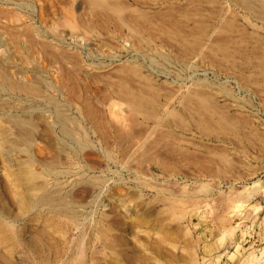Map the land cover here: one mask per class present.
<instances>
[{
  "label": "rangeland",
  "instance_id": "rangeland-1",
  "mask_svg": "<svg viewBox=\"0 0 264 264\" xmlns=\"http://www.w3.org/2000/svg\"><path fill=\"white\" fill-rule=\"evenodd\" d=\"M22 1L25 5L18 10L0 2V28L13 42L11 50L0 37V69L13 82L35 84L42 96L64 106L70 136L40 113L19 111L0 117V264H264V90L259 92L264 79L258 77L262 73L255 69L247 73L258 77L257 87L248 91L232 79L231 73L237 70L226 74L199 63L183 68L156 60L163 81L161 73L167 70L171 81L198 71L196 78L212 85L220 104L233 99L246 106L243 116L253 126L239 136L236 132L213 145L205 143L207 147L202 146L190 160H174L160 150L159 157L175 163L130 172L121 167L116 147L106 150L101 145L91 126L76 113L75 104L57 97L47 85L49 78L36 74L41 83H32L7 67L16 60L14 51L24 64L40 72L43 66L30 53L26 39L55 44L58 31L63 30L62 8L71 7L80 19L89 15V6H78L75 0ZM252 1L264 9V0ZM15 17L23 18V26L3 24L5 18ZM252 24L264 37V24ZM18 33L24 39L16 40ZM82 34L84 29L76 39L60 36L65 40L63 49L82 66L108 65L110 59L97 54L121 51L107 42V36H101L104 41L93 38L92 43L85 42ZM140 63L147 74L153 73L152 63ZM89 99L102 112L106 110L100 95L90 94ZM28 100L25 93L4 95L0 108ZM201 154L210 167L202 163L206 160ZM192 161L202 162L195 167ZM211 170L217 175L210 176ZM98 185L104 186L83 199L73 196L75 187Z\"/></svg>",
  "mask_w": 264,
  "mask_h": 264
},
{
  "label": "bare ground",
  "instance_id": "bare-ground-1",
  "mask_svg": "<svg viewBox=\"0 0 264 264\" xmlns=\"http://www.w3.org/2000/svg\"><path fill=\"white\" fill-rule=\"evenodd\" d=\"M0 2L15 7V10L25 5L22 0ZM75 2L78 6L85 4L89 6V15L77 19L71 7L62 8L64 17L60 27H63V30L58 31L55 44L42 39H26L30 53L43 66L40 72L36 66L24 64L14 51L12 53L16 60L8 63L7 67L16 70L18 76L27 77L32 83L40 82L36 74L49 78L47 85L64 102L75 104L76 113L91 126L101 145L106 150L111 146L117 148L123 169L134 173L145 168L150 169V166L164 169L169 165L168 161L174 162V158L190 160L193 155H198L197 152L205 143H216L224 136L228 139L231 137L230 134L236 132L238 134L241 130L247 131L250 128L252 124L245 119L246 115L243 116L246 106L245 108L240 106L233 99L220 104L212 85L206 80L196 78L198 71L171 81L172 74L167 70L161 73L165 75L163 81L159 78L161 75L155 64L159 59L183 68H190L199 63L208 68H218L225 73L234 69L237 72L231 73V76L236 85H242L245 90L252 91V88L257 87V78L261 76L264 79V63L258 62L264 60V37L254 31L256 26L252 24L253 21L264 24V9L258 8L252 0H75ZM239 18H242L243 22H240ZM3 24L23 26L24 20L22 17L5 18ZM249 27L253 28L250 33ZM82 29L85 31V34H82L83 38L87 39L85 42L107 36V42L111 45L116 44L121 51L97 54L110 59L108 65L82 66L75 62L77 61L75 55L63 49L65 40L62 41L60 38L65 35L76 39L82 33ZM23 35L18 33L15 39H22L25 36ZM0 37L4 38L6 45L12 50V39L1 28ZM140 60L150 62V66L152 63V68L148 66L152 74L146 73L147 70ZM255 60L257 62H254ZM253 69L262 74L258 77L254 76V73L247 74L252 73ZM34 85L20 86L0 69V100L4 95L18 93L29 96L27 104L19 103L11 108H0V117H11L19 111L40 113L50 122L54 121L63 135L69 137L66 126L70 119L63 112L64 106L57 104L52 98L42 96ZM259 88L261 94L264 88ZM93 93L100 95L102 105L106 107L103 112L89 99ZM160 150H165L168 156L173 158L172 161H167L166 156L165 159L159 157L160 155L156 153ZM163 153V156L166 155L164 151ZM205 160L206 162H200L205 164L207 159ZM211 163L213 165L212 161L209 164ZM204 168L205 166L203 170L207 169ZM213 172L210 171V176L211 173L212 176L217 175ZM103 186L88 188L78 186L72 189V193L76 200L83 199ZM114 206L115 204L111 206L112 212Z\"/></svg>",
  "mask_w": 264,
  "mask_h": 264
}]
</instances>
